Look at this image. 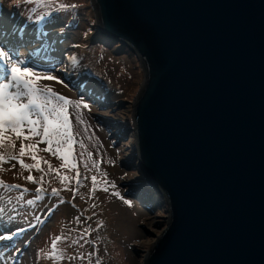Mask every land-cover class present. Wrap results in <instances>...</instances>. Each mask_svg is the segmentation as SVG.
I'll use <instances>...</instances> for the list:
<instances>
[{"label":"water","instance_id":"water-1","mask_svg":"<svg viewBox=\"0 0 264 264\" xmlns=\"http://www.w3.org/2000/svg\"><path fill=\"white\" fill-rule=\"evenodd\" d=\"M131 53L144 196L164 203L143 264H264V0H89Z\"/></svg>","mask_w":264,"mask_h":264},{"label":"rangeland","instance_id":"rangeland-1","mask_svg":"<svg viewBox=\"0 0 264 264\" xmlns=\"http://www.w3.org/2000/svg\"><path fill=\"white\" fill-rule=\"evenodd\" d=\"M51 8L56 11L38 33L35 16L43 8L26 0H0V46L23 61L22 67L63 81L41 80V86L80 102V107L69 105L73 146L67 162L61 158L63 148L55 152V143L52 151H44L48 145L41 142L23 157L17 149L12 153L18 160L0 149V234L15 233L0 241V264H143L166 212L163 202L148 204L137 196L146 186L131 156L129 125L141 67L131 53L121 58L113 41L106 45L97 39L89 0H55ZM83 80L90 93L80 88ZM37 140L42 137L24 142Z\"/></svg>","mask_w":264,"mask_h":264},{"label":"snow or ice","instance_id":"snow-or-ice-1","mask_svg":"<svg viewBox=\"0 0 264 264\" xmlns=\"http://www.w3.org/2000/svg\"><path fill=\"white\" fill-rule=\"evenodd\" d=\"M26 2L34 3L39 8H51L55 0H26ZM59 7L64 8L65 5L60 4ZM46 15L47 13L39 16V19H45ZM0 62H2L0 67L4 69L5 76V79L0 81V149L5 148L6 141L8 142L7 147L15 149L16 141H20L18 156L23 157L26 150L36 149L41 142L48 145L44 151H52V145L55 143V152H60L63 148L64 154L61 158L67 162L73 146L69 105L80 107V102L66 98L54 91L52 87L41 86V80L58 83H63V81L54 75H42L30 67H22L23 61L15 59L3 46H0ZM83 107L87 108L88 105L84 104ZM8 133L14 135H8ZM35 137H42V140L24 144L23 141ZM8 156L10 160H18V156L11 152L8 153ZM31 158L37 159L35 155H32ZM3 160L4 153L0 152V161ZM18 162L24 168L29 167L23 159H19ZM34 166L39 169V163ZM72 167L75 168L76 165L73 164ZM27 180L34 182V177L29 175ZM92 181L95 185V176L92 177ZM79 182L78 179L77 183L79 184ZM5 187L9 186L5 185ZM15 187H19V185ZM53 194L58 195L56 190H53ZM117 195L119 194L117 193ZM125 203L129 202L125 201ZM18 231H23V229H18ZM14 234H0V241L11 240ZM60 239L61 237L58 236L52 241L53 255H56V242Z\"/></svg>","mask_w":264,"mask_h":264},{"label":"trees","instance_id":"trees-1","mask_svg":"<svg viewBox=\"0 0 264 264\" xmlns=\"http://www.w3.org/2000/svg\"><path fill=\"white\" fill-rule=\"evenodd\" d=\"M2 10H4V9H2ZM2 10L0 9V15H2ZM56 11V9H52V8H49V7H45V8H43V9H39V12H41L42 13V15H44V14H46L47 13V15H46V17H45V19H43V20H39V16L36 14V16L35 17H37V19L35 20V23L37 22V29H40V28H38L41 24H43V23H45V21L44 20H46L47 18H51V17H49V15H51L52 13H54ZM48 16V17H47ZM44 21V22H43ZM120 135H121V133H120ZM137 169V168H136ZM138 170V169H137ZM145 186V185H144ZM145 201H146V203H148V200H147V198H145L144 199Z\"/></svg>","mask_w":264,"mask_h":264},{"label":"bare ground","instance_id":"bare-ground-1","mask_svg":"<svg viewBox=\"0 0 264 264\" xmlns=\"http://www.w3.org/2000/svg\"><path fill=\"white\" fill-rule=\"evenodd\" d=\"M65 42V41H64ZM68 44H69V42H68ZM65 45V44H64ZM62 46V45H61ZM31 47V46H30ZM29 47V48H30ZM63 48V47H62ZM23 57V56H22ZM38 64V63H37ZM40 65V64H39ZM74 66V65H73ZM70 69H72V68H70ZM74 70V69H73ZM72 74V73H71ZM55 82V81H54ZM8 135H14V134H11V133H8ZM24 142V141H23ZM7 141L5 142V148L2 150L3 152H5L6 154H8L9 152H13V151H16L17 149H19V145H20V141H16V148L15 149H12V148H9V147H7ZM24 144H28L27 142H24ZM1 151V152H2Z\"/></svg>","mask_w":264,"mask_h":264}]
</instances>
